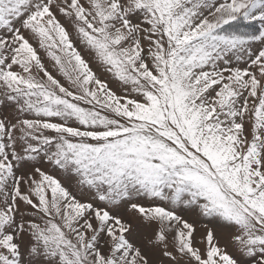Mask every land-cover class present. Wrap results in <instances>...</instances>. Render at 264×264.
Returning a JSON list of instances; mask_svg holds the SVG:
<instances>
[{"label": "snow or ice", "instance_id": "obj_1", "mask_svg": "<svg viewBox=\"0 0 264 264\" xmlns=\"http://www.w3.org/2000/svg\"><path fill=\"white\" fill-rule=\"evenodd\" d=\"M0 264H264V0H0Z\"/></svg>", "mask_w": 264, "mask_h": 264}]
</instances>
